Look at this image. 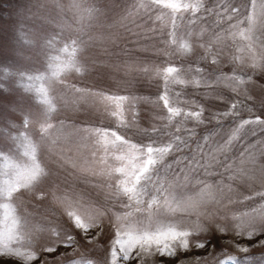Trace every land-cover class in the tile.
Listing matches in <instances>:
<instances>
[{
    "label": "rangeland",
    "instance_id": "374dc122",
    "mask_svg": "<svg viewBox=\"0 0 264 264\" xmlns=\"http://www.w3.org/2000/svg\"><path fill=\"white\" fill-rule=\"evenodd\" d=\"M182 2L200 7L173 15L152 0H0V185L33 157L43 170L0 196V239L31 255L7 264H103L116 225L147 220L126 206L114 138L106 148L95 129L139 145L180 137L159 182L174 208L195 205L161 217L189 232L187 249L137 245L117 264H264V125L241 127L264 119V0ZM169 66L178 72L165 81ZM165 92L181 110L171 120ZM108 96L127 100L117 110ZM153 196L163 203L149 189L141 207ZM69 212L95 223L79 229Z\"/></svg>",
    "mask_w": 264,
    "mask_h": 264
},
{
    "label": "snow or ice",
    "instance_id": "6c2138e0",
    "mask_svg": "<svg viewBox=\"0 0 264 264\" xmlns=\"http://www.w3.org/2000/svg\"><path fill=\"white\" fill-rule=\"evenodd\" d=\"M152 3L158 7H163L171 10L173 15L180 12L181 10L193 9L198 10L200 5L184 3L182 0H152ZM256 7V0H253V8ZM261 12L264 14V3L260 4ZM237 11L233 9V12ZM251 20V17H249ZM182 47H187L183 45ZM178 72L176 67L169 66L163 70V79L168 81L173 73ZM179 83H184V81H178ZM112 104H114L119 110L122 106V102L127 100L125 96H108L105 98ZM160 99L163 101L167 111L169 113V120L172 117L180 116L181 110L174 107H168L169 99L166 94H162ZM233 107H235L233 105ZM113 115H116L114 112ZM188 116L199 120L200 112H189ZM251 123H257L264 125V119L257 117L255 120H244L241 127ZM95 132L99 136V143H102L107 148L109 136L113 137L112 147L120 152L119 155L115 156L117 161H120V166L113 169V171L119 173L123 179L119 181V187L121 188L123 194L128 197L127 207L135 205V211L141 213L144 211L148 212L147 220L135 219L128 222V225L121 228L120 225H116L117 232L114 241H111L112 246L110 249H105L104 255L102 257L103 264H117V261L121 259H127L129 250L133 247L139 245L142 249L146 247H151L152 245L157 246V250L161 255L174 256L175 250L169 246L165 241H179V246L187 249L189 236L188 231H178V223L165 222L161 219L162 216L174 214L175 211L180 210L185 207V203L188 206L194 207L195 205L191 202H182L176 205L174 208L169 202V196L167 190L164 188L163 184L159 182V173L164 168H170L171 165H165V157L173 151L174 145L175 150L179 151L183 146L182 144H177L180 141V137H176L174 141H170L166 144L159 145L155 141H151L146 145H139L125 140L123 136L118 135L115 131L95 129ZM120 143L117 144L116 142ZM28 154L27 152L25 153ZM43 174V170L39 163L33 161L29 167L26 169L16 168L14 169V179H9L0 185V196H6L8 198L12 197L13 193L18 191L20 187H27L32 182L36 181ZM149 189L154 193H159L160 197L163 198V203L156 196H153L147 203V208H142L141 205L145 203L144 197L148 195ZM5 208L8 205L4 206ZM155 209V210H153ZM69 216H75L74 213L69 212ZM95 221H91L89 224H85L81 221L80 216H75V225L79 229L87 230L91 227ZM0 233V237H2ZM252 233L249 232V236ZM18 239V238H17ZM13 237L9 236L8 243H3L0 239V264H7L4 259L6 256H16L23 257L24 259H31V255L25 254L19 250V248H12L10 244L12 243ZM68 243L72 244L74 241L71 237H68ZM163 244V247L160 245ZM205 245L203 243H198L197 247L203 248ZM53 249H48L52 251ZM244 252L248 249L244 248ZM110 253V255H109ZM247 259V258H245ZM18 264V261H17ZM220 264H238V259L235 256H229L225 260H222Z\"/></svg>",
    "mask_w": 264,
    "mask_h": 264
}]
</instances>
